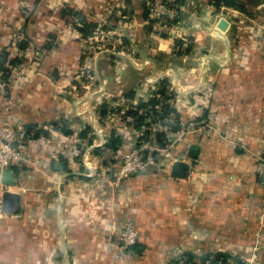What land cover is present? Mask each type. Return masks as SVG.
<instances>
[{
	"label": "crops",
	"instance_id": "crops-1",
	"mask_svg": "<svg viewBox=\"0 0 264 264\" xmlns=\"http://www.w3.org/2000/svg\"><path fill=\"white\" fill-rule=\"evenodd\" d=\"M118 1L0 0V62L13 60L3 63L7 76L0 71L1 125L19 136L27 126L36 133L59 123L77 129L69 136L80 133L84 123L66 119L74 102L67 87L76 84L79 60L80 24L72 14L89 21L103 3ZM168 1L173 25L191 33L204 64L195 61L177 73L185 86L175 100L178 124L169 131L174 144L160 155L159 168L112 188L95 178L110 177L133 136L124 134L121 148L101 157L95 150L113 131L93 138L84 151L97 167L86 172L65 147L40 142L39 149L28 148L21 140L29 170L15 175L8 189L18 195V210L0 216V264H174L184 254L208 256L207 264L215 255L223 264L250 258L264 264V2L235 0L239 8L217 9L210 0ZM127 3L143 12L140 0ZM120 17L115 14L114 23ZM175 160L188 164L185 179L170 177ZM55 162L67 175L63 197L53 183ZM127 219L137 231L135 253L117 248Z\"/></svg>",
	"mask_w": 264,
	"mask_h": 264
},
{
	"label": "rangeland",
	"instance_id": "rangeland-1",
	"mask_svg": "<svg viewBox=\"0 0 264 264\" xmlns=\"http://www.w3.org/2000/svg\"><path fill=\"white\" fill-rule=\"evenodd\" d=\"M160 1L162 3L157 0L154 5L149 0L145 2L140 0L142 2L140 5L144 4L143 12L140 10L134 12L130 5L131 1L129 4L127 0L118 1L119 5L105 2L95 14L91 12L89 21L98 26L89 37L81 35L78 37L79 60L72 76L76 84L72 82L70 83L72 86L67 87L74 102L66 119L84 123L81 124V131L69 136V132L72 131L68 130L77 129H71L69 125L63 123H59L58 127H54L56 124L47 126L43 130L47 133L46 137L41 135L35 139L33 138L35 132L23 135L21 140L25 142L24 146L39 149L42 147L39 143L43 142L45 147L47 145L51 148L65 147L70 156L73 155L71 159L76 158L72 159L74 162L79 159L83 172L92 170L91 168L97 167V164L87 159L89 152L84 150L93 146V138L103 135L107 130L106 132H115L121 139L127 133L133 136L132 142H135L136 131L130 125L132 118L124 115L129 110H137L145 117L146 127L142 130L149 129L151 136L162 135L160 137L161 144L164 145L162 148L147 142L153 144L151 146L155 148L153 155L156 161L161 158V150H168L167 148L173 146L174 135L169 131L178 124L176 113L178 107L175 100L177 96H183L181 92L185 87L179 86L180 79L177 73L181 72V69L188 70L193 67L191 65L195 61L201 66L203 60L199 54L201 50L196 48L195 39L188 30L173 23L171 27L165 28L156 21L157 14L171 22L175 20L171 14L174 8L169 5L170 2ZM167 11L169 13H165ZM115 14L119 17L128 16V20L123 21L120 17L114 23ZM143 15L147 17L145 20L142 18ZM201 42L203 41H199L198 44ZM132 93L134 98L129 100L127 96ZM192 97L199 98L200 95L187 96L186 100L190 101ZM150 99L159 102L154 113H149V108L138 109L140 103H146ZM102 111H105L103 116ZM59 131L62 134L58 133ZM90 139L92 143L87 145ZM66 156L69 157L67 154ZM155 168H159L158 162Z\"/></svg>",
	"mask_w": 264,
	"mask_h": 264
},
{
	"label": "built area",
	"instance_id": "built-area-1",
	"mask_svg": "<svg viewBox=\"0 0 264 264\" xmlns=\"http://www.w3.org/2000/svg\"><path fill=\"white\" fill-rule=\"evenodd\" d=\"M264 2V0H262ZM25 135V132L19 136L11 127L0 124V179L4 172L12 171L13 168H20L23 164H29L30 158L25 155L22 147V141L20 137ZM153 144L141 142L138 147L126 148L122 153L120 163L116 169L111 173L109 178H104L102 175L99 178H95L96 181L106 182L112 188L118 186L123 180L145 171L148 167L155 166L158 162L155 160L153 152L155 151ZM165 150H161L163 154ZM31 164V163H30ZM95 169L93 171L95 172ZM93 172V174H94ZM259 172L264 174V154L260 158ZM93 174L87 173L89 177H93ZM67 175L61 171L56 172L54 176L55 191L63 197V185L65 184ZM9 187L0 185V192L8 190ZM263 202H264V182H263ZM5 212L1 209L0 200V216ZM261 227L264 225V214L259 217ZM137 240V231L131 220H126L123 226L118 231V242H122L118 246L120 251H128V248L135 244ZM129 252V251H128ZM254 257V255L252 256ZM253 258H250L245 264H253Z\"/></svg>",
	"mask_w": 264,
	"mask_h": 264
},
{
	"label": "trees",
	"instance_id": "trees-1",
	"mask_svg": "<svg viewBox=\"0 0 264 264\" xmlns=\"http://www.w3.org/2000/svg\"><path fill=\"white\" fill-rule=\"evenodd\" d=\"M210 1H211L212 5L217 9L221 6L226 7V8H239L237 6L235 0H210ZM179 2L183 3V0H179ZM72 16H75L76 19L79 20V24L81 26L78 27L77 29H78V31L82 37H89L91 35L92 31L94 29H96L98 26V24H96V23L87 21V18L84 15L81 16V14L78 12H73ZM156 21L162 27H167V28L171 27V25L173 23V21L171 22L169 20H166L164 17H162L158 14L156 16ZM4 62H6L9 65H12L13 60H9V59L7 60L6 57H3L1 59L0 71L3 72L2 77L8 75V71L3 68ZM3 74H5V75H3ZM133 97H134L133 95H130L129 99H133ZM158 104H159L158 100L150 99L146 103H140L137 107H138V109H142V110L149 108L148 112L154 113L155 107L158 106ZM101 115L102 116L105 115V111H102ZM124 115L132 118V123L130 125L136 131V135H137L135 142H133L132 144H130L126 148L138 147L141 142L153 143L155 146H157L159 148H162L164 146L161 144V138H160L162 136L161 134L151 136L149 129L142 130L143 127H146V125H144L145 117H143L141 114H139V112L137 110L126 111ZM26 129H27V132L25 131V135H28L31 132V128L27 127ZM140 129L142 130V132L139 131ZM41 135L43 137H46L47 136L46 131H41V132L39 131V132L34 133L33 138L38 139V138H40ZM89 141H88V143H89ZM121 146H122V139L120 138V136H118L115 132H111L110 135L108 136L107 142L102 146V150L96 149L95 152L97 153V155L99 157H101L103 154H107L110 152H116L119 148H121ZM119 163H120V160H117L116 164L118 165ZM151 167H153V166H151ZM25 168H26V166H24V164H23L20 168H13V172L15 175L20 177V173L23 170L27 169V168L26 169ZM112 170L110 169L109 172L112 173ZM136 242H135V244H133L132 246H130L128 248L129 252H132V253L136 252V248H137ZM182 257H185V258H184V260H182L180 262V259ZM182 257H180L178 260L174 261V264H207V261L209 258L208 256H203L201 258L195 259L193 256H191L189 254H184V255H182ZM220 258H222L221 255L213 256V259L210 261V264H219V262H220V264H223L222 261H220Z\"/></svg>",
	"mask_w": 264,
	"mask_h": 264
},
{
	"label": "water",
	"instance_id": "water-1",
	"mask_svg": "<svg viewBox=\"0 0 264 264\" xmlns=\"http://www.w3.org/2000/svg\"><path fill=\"white\" fill-rule=\"evenodd\" d=\"M223 29L224 23L220 24ZM55 171H62L63 165L60 162H55L53 165ZM189 173L188 164L175 160L170 166V177L175 179H185ZM264 176V174H262ZM15 174L12 171H6L1 176V184L11 187L14 185ZM2 210L5 213H15L18 210V195L14 192L5 190L1 193ZM122 244V242H120Z\"/></svg>",
	"mask_w": 264,
	"mask_h": 264
}]
</instances>
